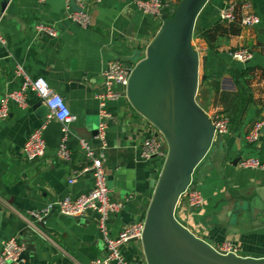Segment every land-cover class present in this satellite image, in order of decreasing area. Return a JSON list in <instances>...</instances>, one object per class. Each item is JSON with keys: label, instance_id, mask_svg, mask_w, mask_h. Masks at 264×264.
<instances>
[{"label": "crops", "instance_id": "obj_1", "mask_svg": "<svg viewBox=\"0 0 264 264\" xmlns=\"http://www.w3.org/2000/svg\"><path fill=\"white\" fill-rule=\"evenodd\" d=\"M83 1L91 18L87 27L71 17L79 8L77 0H10L5 9L0 0V33L7 42L0 44V103L7 92L21 88L24 78L15 73L16 64H21L31 77H45L75 115L66 135L57 119L41 118L40 108H35L40 99L28 90L26 105L13 102L9 116L0 120V250L8 239L16 238L28 254L20 264H90L106 253L97 214L65 216L56 210L38 221L29 213L54 199L77 196L93 187L91 172L76 175L91 162L81 139L107 159L110 193L123 203V209L110 220L112 235L125 225L145 220L155 189L153 179L158 178L165 161L161 156L141 157L149 122L128 97L110 99L106 116L100 113L98 97L105 91L102 71L106 63L113 58L128 62L139 50L144 54L161 21L138 11L133 0ZM231 2L236 4L238 20L223 22L220 11ZM249 12L259 15L256 26L241 24L240 18ZM40 26L53 33L40 31ZM195 30L200 74H206L197 101L206 113L232 106L231 96L239 89L232 69H249L246 81L252 101L232 123L230 134L215 140L196 168L194 182L206 203L185 221L211 245L229 239L241 247L243 256L261 257L264 211L254 220L243 216L236 223L228 213L238 201L250 202L255 190L264 187V171L239 165L247 155L264 159V127L258 140L248 139L254 123L264 119V0H210L198 16ZM203 31L210 32V42L201 35ZM241 46L254 52L245 64L231 55ZM102 121L106 122L104 142L93 135ZM43 125L47 150L29 161L23 145ZM63 141L71 150L70 160L57 156ZM122 252L130 262L147 261L141 240L124 244Z\"/></svg>", "mask_w": 264, "mask_h": 264}, {"label": "water", "instance_id": "obj_2", "mask_svg": "<svg viewBox=\"0 0 264 264\" xmlns=\"http://www.w3.org/2000/svg\"><path fill=\"white\" fill-rule=\"evenodd\" d=\"M10 0H2V9ZM210 0H179L165 11L161 25L131 73L127 96L133 106L163 133L167 154L147 209L142 244L148 264H264V256L218 252L175 217L178 202L188 213L196 212L189 192L196 189L194 172L209 153L215 126L197 101L201 56L193 45L196 21ZM79 9V8H78ZM77 9V10H78ZM208 58H203L205 64ZM41 118L48 108L39 100ZM95 130L93 135H98ZM250 202L238 201L228 215L236 223L243 216L256 219L264 211V187L255 190ZM3 207L0 204V216ZM137 238L131 241H137ZM21 258H28L26 251ZM10 264V263H8Z\"/></svg>", "mask_w": 264, "mask_h": 264}, {"label": "built area", "instance_id": "obj_3", "mask_svg": "<svg viewBox=\"0 0 264 264\" xmlns=\"http://www.w3.org/2000/svg\"><path fill=\"white\" fill-rule=\"evenodd\" d=\"M45 1L46 0H40V2ZM77 1L79 9L74 11L71 17L82 27H87L91 23L90 12L83 0ZM133 3L138 11L160 21H162V15L165 11H168V9L172 11L174 9L173 5L168 0H133ZM220 20L228 23L238 20L236 4L234 2L228 3L223 9H221ZM240 22L244 26H256L260 22V17L256 13L249 12L245 13L240 18ZM39 30L53 33L52 30L43 26H40ZM6 43L5 38L0 33V44L6 45ZM231 55L238 62L245 64L253 59L254 52L247 46H241L232 50ZM134 66L135 62L129 63L122 58H113L106 63L102 71L105 91L98 95L100 100V113L102 116L107 115L105 107L110 99H117L122 96L128 97L127 87ZM15 73L17 76H22L24 80L19 90L7 92L2 99L0 103V120L9 116L10 106L13 102H18L22 106H25L26 93L28 90H33L44 105L48 99H53L56 96L61 98L64 107L69 110L71 122L69 123L58 118L57 113L61 110L59 107L55 110L51 107H47V118H55L61 122L62 130L67 135L70 131L71 123L75 120V115L72 113L63 95L51 88L45 77H31L21 64H16ZM118 87L121 89H118ZM45 91H47V97L44 95ZM209 117L215 126L214 141L230 134L231 121L228 114L219 110L209 115ZM148 122V136L142 142L141 157L144 160H151L157 156H161L165 159L167 154L166 138L156 125L150 120H148ZM263 127L264 119L256 121L248 134V139L250 141L258 140ZM43 128L44 125L35 129L23 145L24 156L29 161L40 158L47 150V143L43 137ZM105 129L106 122L102 121L99 126L98 134V137H100L99 139L102 142L105 140ZM80 143L85 149L91 162L77 170L76 175L91 172L95 180L93 187L88 192L81 193L77 196L67 195L62 198L54 199L40 209L31 210L29 212L30 215L36 220L42 221L56 210L65 216H84L89 213H95L97 214V226L104 240L106 253L103 257L94 259L90 264H148L147 261L146 263L130 262L124 257L122 252L124 244L134 238H137L138 240L142 239L145 220L125 225L121 228L118 234L112 235L109 226L110 220L123 209V203L114 199L110 193L106 171L107 159L104 155L97 154L93 145L87 140L81 139ZM57 156L62 160L71 159V150L66 141L61 142L58 146ZM239 165L246 169H259L264 171V159L253 155L242 157L239 161ZM73 181L74 179L70 180L71 183ZM189 201L197 211L203 210L206 203L202 192L197 188L189 192ZM188 214L186 204L180 200L175 209V217L180 223L195 233L185 221V217ZM212 246L218 252L223 254L234 253L243 256L241 247L229 239ZM24 251L25 246L16 238L8 239L0 250V264H20L22 261L21 256Z\"/></svg>", "mask_w": 264, "mask_h": 264}, {"label": "trees", "instance_id": "obj_4", "mask_svg": "<svg viewBox=\"0 0 264 264\" xmlns=\"http://www.w3.org/2000/svg\"><path fill=\"white\" fill-rule=\"evenodd\" d=\"M177 3L173 5V8H175ZM168 11L171 12L170 9ZM173 11V10H172ZM196 32V30H195ZM194 32V36H195ZM201 35L208 40V42L211 41L210 39V32L209 31H203ZM248 71L249 69H232V75L238 85V92L235 94H232V106L226 107L224 112L229 115L231 125L233 122L237 121L239 116L242 114V112L246 111L248 104L252 101V96L250 94V89L248 86V83L246 81V78L248 77ZM230 111L233 113L231 114ZM234 114V115H233Z\"/></svg>", "mask_w": 264, "mask_h": 264}, {"label": "clouds", "instance_id": "obj_5", "mask_svg": "<svg viewBox=\"0 0 264 264\" xmlns=\"http://www.w3.org/2000/svg\"><path fill=\"white\" fill-rule=\"evenodd\" d=\"M45 97H47V91L44 93ZM46 107H51L55 110L59 107L61 110L57 113V116L60 120H65L67 122H71V117L69 115V110L64 107L62 100L59 96L54 97L53 99H48L45 104Z\"/></svg>", "mask_w": 264, "mask_h": 264}, {"label": "rangeland", "instance_id": "obj_6", "mask_svg": "<svg viewBox=\"0 0 264 264\" xmlns=\"http://www.w3.org/2000/svg\"><path fill=\"white\" fill-rule=\"evenodd\" d=\"M178 1H179V0H177V2H178ZM177 2H176V3H177ZM193 45H194V47H195V38H193ZM141 54H142V51H140V50L137 51V52L135 53L134 57H133V58L135 59L134 61H137V57L139 58V56H141Z\"/></svg>", "mask_w": 264, "mask_h": 264}]
</instances>
